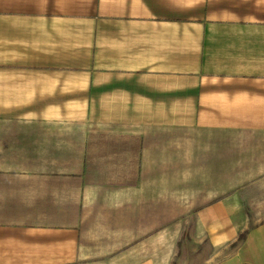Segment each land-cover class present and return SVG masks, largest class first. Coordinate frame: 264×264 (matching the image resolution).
I'll use <instances>...</instances> for the list:
<instances>
[{
  "label": "crops",
  "instance_id": "obj_1",
  "mask_svg": "<svg viewBox=\"0 0 264 264\" xmlns=\"http://www.w3.org/2000/svg\"><path fill=\"white\" fill-rule=\"evenodd\" d=\"M59 124L134 180L67 170ZM0 156H32L0 162V264H264V0H0Z\"/></svg>",
  "mask_w": 264,
  "mask_h": 264
},
{
  "label": "rangeland",
  "instance_id": "obj_2",
  "mask_svg": "<svg viewBox=\"0 0 264 264\" xmlns=\"http://www.w3.org/2000/svg\"><path fill=\"white\" fill-rule=\"evenodd\" d=\"M43 131H49L50 133V146L61 147L65 150L59 155H54L53 158L59 156L67 170H71L74 166L78 167L79 162L82 161L83 166H86L87 169V175L84 176V181L129 182L134 180L135 171L128 172L127 170L118 171L114 169L116 165L113 161L117 160L118 157V161H124V163H126L127 156L104 154L107 150H114L111 146L115 144L116 140L105 137L103 133L98 132L99 130L97 131L96 128L86 124L41 125L37 134H41ZM108 146L111 148L107 149ZM14 157H17L18 162H26L32 156H0V162ZM131 157L133 158L132 169L134 170L137 168V164L135 165L137 156ZM34 159H36L35 162L43 161L42 156H34ZM12 161L14 162L15 160L12 159ZM255 190L257 189H254V191ZM263 193L264 189L258 192L255 191L252 194H246L248 199L245 204L248 209L252 207L255 209L258 206V203L255 202V197ZM37 205L36 207L42 211L43 203ZM71 207H74V204L68 202L67 211L69 214H71ZM68 220H71V218L69 217ZM195 222H197V220H195ZM253 222L252 220L251 223ZM191 254L194 257L198 255L195 251L189 252L188 254L184 253V255L187 256Z\"/></svg>",
  "mask_w": 264,
  "mask_h": 264
},
{
  "label": "trees",
  "instance_id": "obj_3",
  "mask_svg": "<svg viewBox=\"0 0 264 264\" xmlns=\"http://www.w3.org/2000/svg\"><path fill=\"white\" fill-rule=\"evenodd\" d=\"M246 233H247V231L240 234L239 241L245 239Z\"/></svg>",
  "mask_w": 264,
  "mask_h": 264
}]
</instances>
